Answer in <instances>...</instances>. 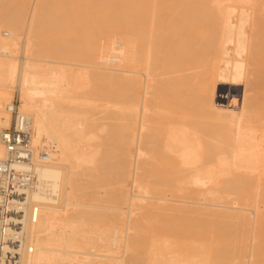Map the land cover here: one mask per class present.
<instances>
[{
    "label": "bare ground",
    "instance_id": "obj_1",
    "mask_svg": "<svg viewBox=\"0 0 264 264\" xmlns=\"http://www.w3.org/2000/svg\"><path fill=\"white\" fill-rule=\"evenodd\" d=\"M8 4L0 130L18 92L34 180L0 185V264H264V0Z\"/></svg>",
    "mask_w": 264,
    "mask_h": 264
},
{
    "label": "built area",
    "instance_id": "obj_2",
    "mask_svg": "<svg viewBox=\"0 0 264 264\" xmlns=\"http://www.w3.org/2000/svg\"><path fill=\"white\" fill-rule=\"evenodd\" d=\"M0 140L7 151L5 160L0 162V185L5 188L31 186L34 180L31 171L13 167L15 162L31 164L33 158L32 133L26 117L19 112L17 105L13 110L11 125L0 130ZM41 155L44 159H49L46 152H41Z\"/></svg>",
    "mask_w": 264,
    "mask_h": 264
},
{
    "label": "rangeland",
    "instance_id": "obj_3",
    "mask_svg": "<svg viewBox=\"0 0 264 264\" xmlns=\"http://www.w3.org/2000/svg\"><path fill=\"white\" fill-rule=\"evenodd\" d=\"M3 7V8H2ZM4 7H5V9H4ZM12 9V6H10L9 4H8V6L6 5H1L0 6V11H2V10H8V9ZM90 16V14L88 13L85 17H83V18H81L80 19V22L79 23H83L85 20H87L88 19V17ZM236 16V15H235ZM261 23H262V21H261ZM198 27L199 28H203L207 33H208V35L209 36H211L210 35V32H212L213 30H214V25H213V23L211 22V21H209L208 19L207 20H203V21H201V22H199L198 23ZM76 32H77V28L75 27V26H70V27H68L66 30H65V34L67 35V36H71V37H73L75 34H76ZM20 41V40H19ZM89 56L88 55H83L81 58H83V59H85V58H88ZM80 60V61H70V62H78V63H85V64H87L86 63V61H84V60ZM75 67V66H74ZM77 67V66H76ZM75 67V68H76ZM80 67V66H79ZM78 68V67H77ZM80 68H81V70H80ZM80 68H78L80 71H82V70H86V69H88V70H92L91 69V67H84V66H82V67H80ZM89 72V71H88ZM242 86L240 85V86H236V96H238V98L240 99L241 98V96H242ZM12 102H14V104L15 105H20L21 103V100H20V97H19V95H18V92H15V95H14V97H13V99H12ZM191 115H192V117H194V120L197 122V124H198V126L196 127V130L198 131V132H200L201 134H205V133H211L212 131H213V129H212V127L210 126V125H208V126H206L205 127V125H204V121L202 120V118L200 117V115L196 112V111H192L191 112ZM12 120H13V113H12ZM187 123H189V124H191V119L189 118V119H184Z\"/></svg>",
    "mask_w": 264,
    "mask_h": 264
}]
</instances>
